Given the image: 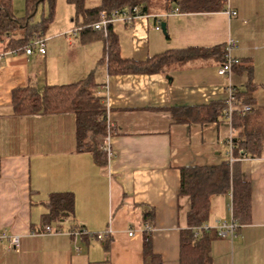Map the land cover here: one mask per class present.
<instances>
[{
    "label": "crops",
    "instance_id": "crops-1",
    "mask_svg": "<svg viewBox=\"0 0 264 264\" xmlns=\"http://www.w3.org/2000/svg\"><path fill=\"white\" fill-rule=\"evenodd\" d=\"M162 6L131 27L113 23L121 57L146 61L170 50L213 48L235 39L233 54L241 67L232 81L239 90L254 88L256 123L264 130V0H227L214 13ZM74 12L68 13L69 24L45 34L44 57L0 50V237L5 236L0 264H144V210L153 211L152 252L163 264H181V234L188 229L191 202L180 195V169L228 161L236 132L225 118L177 123L169 109L225 100L228 80L218 74L220 62L211 59L153 75H109L101 63L103 42L83 40ZM92 72L113 130L105 167L91 153L78 152L73 112L21 116L13 108L15 90L70 85ZM238 169L251 187L250 220L238 222L233 239L219 237L217 225L234 218L232 193L212 197L203 224L210 230L196 237L212 238L210 264H264V149L238 162ZM54 193L73 194L74 213L61 225H45L46 203ZM46 226L60 233L47 234ZM75 226L86 234L71 235ZM106 230L112 232L110 240L94 238ZM11 236L20 239L17 250L9 248Z\"/></svg>",
    "mask_w": 264,
    "mask_h": 264
},
{
    "label": "trees",
    "instance_id": "trees-1",
    "mask_svg": "<svg viewBox=\"0 0 264 264\" xmlns=\"http://www.w3.org/2000/svg\"><path fill=\"white\" fill-rule=\"evenodd\" d=\"M227 0H163L175 5L180 13H214L225 8ZM48 2L53 15L56 0H25V16L17 18L13 12V0H0V45L7 42L5 52L21 53L36 38L44 39L49 22L33 23L41 4ZM75 10L74 22L86 36L83 39H99L104 44L102 64L109 75H153L166 72L171 67H182L191 61L215 60L223 63L225 45L213 48L190 47L170 50L148 58L146 61L124 59L120 55L119 38L113 24L105 30H95L93 25L101 20V14L108 17L116 11L144 16L152 12L158 0H99L96 6H87L88 0H67ZM21 33V37H17ZM241 64L234 68V71ZM237 99L241 105L251 106L245 113L236 112L231 124L236 132L232 138V155L235 161H226L219 166L184 167L181 172L180 195L189 197L191 206L188 215V229L181 234V264H210V243L212 238L198 240L194 228L205 224L210 215L211 199L231 191L233 216L241 225L247 224L251 216V187L242 180L238 162L246 157H258L264 149V130L257 125V112L254 109L253 87L245 90L236 87ZM104 98L98 95V86L94 72L85 80L65 86H46L42 90L36 86L18 89L13 92V108L16 115L50 114L73 112L76 115L77 150L91 153L95 163L105 167L109 155L105 150L104 139L113 130L109 128L107 107ZM226 100L213 101L202 106L173 107L171 111L177 123H216L225 118ZM75 199L71 193H54L46 203L48 214L45 225L57 224L69 220L74 213ZM143 225L145 258L144 264H163L150 248V232L153 227V211L144 210ZM49 227V226H46ZM45 227V228H46ZM82 229L83 227L75 226Z\"/></svg>",
    "mask_w": 264,
    "mask_h": 264
},
{
    "label": "built area",
    "instance_id": "built-area-1",
    "mask_svg": "<svg viewBox=\"0 0 264 264\" xmlns=\"http://www.w3.org/2000/svg\"><path fill=\"white\" fill-rule=\"evenodd\" d=\"M178 10H176L177 12ZM232 16H236V12H228ZM140 15H138V9H134V13H128L123 11H116L113 14H111L110 17H108L105 13L101 14V20L93 25V28L95 30H102L106 29L110 24H113L116 21H121L127 26L131 27L134 23V21L139 18ZM157 30H160V24L156 28ZM237 41L233 38H229L228 41L225 44V57L223 63L220 65L218 74L220 76H226L228 80V84L226 86V109H225V119L231 122L233 115L236 112L245 113L250 111L251 106L249 105H241L237 99L236 93V87L233 84L232 76L234 73V68L240 64V60L234 56V51L237 48ZM26 55L30 56L33 54H37L39 57H44L46 55V40L42 38H36L31 46H28L23 51ZM13 52H9V54H12ZM3 55L0 54V65L3 60ZM110 125V123H109ZM231 150H230V159L228 160L230 163L235 161V158L232 155L233 150V144L232 140L230 141ZM104 146L105 150L107 151L108 155L111 156V149H110V133L105 137L104 139ZM230 211L233 213V203L231 200L230 203ZM240 228V224L237 220L234 218L230 223H221L217 225L215 228V231L217 232V235L219 237H229L233 239L237 235V231ZM210 230V227L207 225L199 226L197 228H194V236L198 237L199 234L202 231H208ZM45 233L47 234H58L59 231H54L50 226L46 227ZM71 235H84L86 234V230L84 228H73L70 232ZM134 234L130 232V236H133ZM112 237V232L110 230H106L104 232H100L94 235V238L99 241H108ZM5 238V236L0 237V239ZM8 245L9 248L12 250H17L20 245V239L18 236H11L8 238Z\"/></svg>",
    "mask_w": 264,
    "mask_h": 264
},
{
    "label": "rangeland",
    "instance_id": "rangeland-1",
    "mask_svg": "<svg viewBox=\"0 0 264 264\" xmlns=\"http://www.w3.org/2000/svg\"><path fill=\"white\" fill-rule=\"evenodd\" d=\"M96 1L97 0H88L87 6L93 5L92 2H96ZM163 3H164L163 0H158L157 4L153 7L156 9H153L152 11L154 12V10H157V8L163 7L162 6ZM71 6L72 5H69L67 0H56V6L54 9V13L52 15L50 4L48 2H45L41 4L40 7L38 8V11L33 18V23L42 22L44 19H50L52 17V20H50L49 22V29L46 31V33L52 30V28L56 29L59 26H64L67 23L69 24L72 16H69L68 13L70 10L74 12V9H72L74 7L73 6L71 7ZM13 12L17 18L24 17L25 16V0H13ZM170 14L171 13H169L168 16ZM20 35L21 34H19V36L17 35V37H20ZM6 45H7V42H4V44L0 45V50L3 51ZM212 65L216 66L215 64H212ZM223 78L227 79L226 76L225 77L223 76Z\"/></svg>",
    "mask_w": 264,
    "mask_h": 264
},
{
    "label": "water",
    "instance_id": "water-1",
    "mask_svg": "<svg viewBox=\"0 0 264 264\" xmlns=\"http://www.w3.org/2000/svg\"><path fill=\"white\" fill-rule=\"evenodd\" d=\"M162 31H163L164 34H166V26H165V24L162 25Z\"/></svg>",
    "mask_w": 264,
    "mask_h": 264
}]
</instances>
